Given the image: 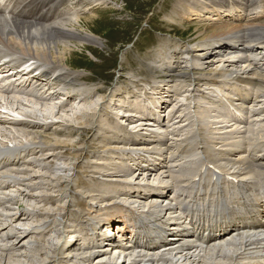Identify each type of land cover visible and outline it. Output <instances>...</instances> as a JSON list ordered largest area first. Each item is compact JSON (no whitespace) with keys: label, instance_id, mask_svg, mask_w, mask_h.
Returning <instances> with one entry per match:
<instances>
[{"label":"rangeland","instance_id":"rangeland-1","mask_svg":"<svg viewBox=\"0 0 264 264\" xmlns=\"http://www.w3.org/2000/svg\"><path fill=\"white\" fill-rule=\"evenodd\" d=\"M224 1L226 0H120L118 2L100 0L103 4H91L90 0H84V7L90 12L79 10L71 13L70 16H76L78 13L79 17H84L89 21L90 28L87 30L80 27L82 22L75 23V27L82 29L84 33L87 31V34H93L97 42L89 43L87 46L95 51V56L91 55L88 49L83 51V49H74L71 46L73 49L68 53H72L69 63L73 67L70 68L66 65L40 60L35 55V50L32 51L33 56L21 52L16 53V59L33 58L35 65L53 70L54 75L57 76L56 84L60 82L58 85L60 91L77 90L81 96L75 97L73 101L66 96V100L63 101L65 98L61 97L63 95L47 91L48 99L53 100L42 102L40 100L47 99L33 95H30L31 97L21 95L17 97L22 100L14 104L10 98H7V95L0 92V148L11 145L14 146L12 147L13 153L26 152L30 149V151L38 152V159L30 157L32 162L27 163L28 165L20 163L9 167L10 171L14 169L13 172H18L13 173L14 178H24L25 185L21 186L23 191L19 194H25L20 195L21 206L5 204V209L1 208L0 212L6 216L17 213V218H25L13 225L19 228L20 235H26V237L16 245L17 239L3 235L4 233L6 235V232L15 233L14 228L10 226L6 230H1L0 253H4V248L9 247L6 248V255L13 252L18 256L21 253L25 256L23 258L15 256L13 260L23 259L28 264H35V262L43 264V261L38 263L39 259L35 257L39 250L42 252V258H51L53 257L51 252L56 251L57 256L45 264H87L88 262L83 258L91 252L86 251L87 254L84 250H75V248L82 246L88 240H82V243L80 241L81 245L76 243L77 246L65 245L67 239H75L74 230L82 227L78 233L84 234V231L89 230V225L95 224L99 219L105 222L111 215L121 216L119 214L124 212V204L127 203H132L133 207L138 208L149 207V203L153 200L152 202L161 204L159 208L156 204L150 208V210H155H151L155 215L156 211L162 207L175 203L173 198L178 195V191L179 194L184 195L192 192L193 184L191 183L195 179L189 180L190 183L180 184V190L178 188L172 191L168 200L158 196L152 199L142 197L146 190L143 188L144 185L157 186L158 182L163 179L166 184H172L174 182L170 174H180L186 169L196 170L197 177L200 176L203 167L201 161L205 159L204 154L220 157V163L224 166L229 165L226 159L240 158L248 161L260 159L256 165L264 166V91L254 82L247 81L243 84V82L224 78L213 81L210 77H201L202 79L198 75L192 77L193 79L190 77L193 73L202 72L209 65L211 66L209 68H215L221 64V57L216 56L214 52L217 51L215 47L223 44L211 45L201 50L196 47L203 40L202 31L211 33L213 28L210 27L215 24L225 23L230 26H240L242 29L253 24L264 23V15L261 13L264 0H259L254 4L248 3L247 0H239L240 7L244 5L241 3H247L244 5L245 9L234 10L233 14L237 12L238 19L227 17V9L224 8L227 2ZM219 2L225 4L219 5ZM181 4L184 7L182 10L178 9L182 13V17H179L178 12L171 7L176 8V5ZM232 4L237 3L234 1ZM231 10L229 11L233 12ZM60 46L63 47L64 43ZM50 48L53 47L50 46ZM55 48L54 50H57L58 46ZM221 49L222 54L226 48ZM232 51L236 54L234 55L235 60L241 62L229 68L234 70H239L241 66L263 68L264 48L258 44L248 45L247 42H239L237 48H233ZM0 53L11 55L6 49H0ZM245 56L247 59L244 58ZM199 63L204 65H199ZM70 69L82 74L79 82L58 78ZM184 69L189 72L188 77L179 75V72ZM2 76L4 79L8 78L7 74L0 73V77ZM149 95L151 96L148 98L149 104L154 109L155 115L152 113L149 119L145 116L141 118L140 107L143 106L137 107V103ZM240 95H245L250 99L244 101ZM25 99L49 104V107L24 102ZM85 110L91 111L95 125L87 130L85 127L77 126L76 115L79 111ZM34 113L37 118L31 116ZM203 115L206 117L207 126L205 127L200 121ZM179 116L183 119L180 120ZM18 120L38 121L37 130L52 134L54 139L67 140L69 144L33 143L31 141L33 135L25 133L23 129H28L27 126L22 123L17 124ZM243 120L246 122H242ZM100 127L105 128L102 130ZM104 137H108L106 141H102ZM111 137L112 139H109ZM124 137L150 140L152 143H135L126 141ZM54 139L52 142L55 141ZM158 140H162L161 143L157 144ZM78 141L81 143L74 145ZM253 149L255 151L251 152ZM51 154L53 155L47 158ZM258 155L260 157H257ZM139 156L147 161L139 160L142 166L149 165L151 161L159 165L154 167L150 165L152 169L144 172L138 169L140 166H135L134 173L129 174L119 172L118 169L121 167L114 170L112 168L123 166L131 157H135L131 161L134 166V161L137 162L136 158ZM164 159L165 167H162L161 162ZM252 169L255 170L253 172L259 180L261 179L260 181L264 183V173L259 172L264 171V168L252 167ZM93 170H101L103 174L110 171L119 173L121 176L110 178L106 176V173L101 175L94 173ZM237 171L238 169L235 170ZM163 172L165 175L162 174ZM35 173L37 176H34ZM236 174L238 173L231 174V178H238L241 181L243 176L236 177ZM94 178L101 183L99 187L105 190L111 187H119L120 190L141 188V193L131 197H116V194H113L110 201L108 197L105 199L101 196L98 186L90 188L85 184V182L94 181ZM112 181L117 184L113 186L110 183ZM224 181L228 182V185L234 183L229 180ZM188 185L189 188H187ZM30 193L34 197L26 196ZM45 194L51 195V199H42L41 196ZM115 203L117 204L113 206ZM31 207H35L36 211L31 210ZM140 209V212L144 211L142 209L147 211V208ZM20 211L24 213L21 217L19 216ZM159 217L157 221L161 223V214ZM86 221L89 224L85 223ZM123 226L124 224L117 220L113 221L111 227H105L117 232ZM129 233L127 237H130ZM85 237L88 238V234ZM227 246L224 247L226 251L230 250L232 245ZM11 248L14 250L10 251ZM62 255L65 258H61ZM109 256L102 259V257L92 255L93 262L90 264H98L100 260L111 261ZM123 259H119V263L123 264ZM179 262L181 263L182 260ZM124 264H130V262Z\"/></svg>","mask_w":264,"mask_h":264},{"label":"bare ground","instance_id":"bare-ground-1","mask_svg":"<svg viewBox=\"0 0 264 264\" xmlns=\"http://www.w3.org/2000/svg\"><path fill=\"white\" fill-rule=\"evenodd\" d=\"M17 1L18 2H17L16 7L14 8V10H11L10 13H3L2 14L0 12V49H6L11 54V55H7L4 53H0V57H1L0 58V69H1L0 72L8 71L7 68L9 67V62L1 61L2 58L6 57V56L10 57L12 55H16V53H19V52H21L25 55H28V56H30V55L33 56L32 51L35 50V52H36L35 55H37V57H39L40 60H46V61L52 62L53 64H57V65L58 64L64 65V66L66 65L67 67H70V68L73 67L72 64L69 63V61L71 60L70 55H72V53H68V52L70 50H72L73 48L74 49H83V51H84V49H86V50L88 49V51L90 52L91 55H94V56L96 55L95 51L92 48H90V46H87V44H89V43H96L97 42V41H95L94 37L92 36L93 34L92 35L90 33L87 34L86 33L87 31L84 33V31L82 29L75 27L76 26L75 23L82 22V24H80V27L86 28V30H87L88 28H90V25H88L89 21L86 20L84 17H79L78 13L76 14V16H72V17L70 16L71 13H73L75 11H79L80 5L84 4V6H85L84 0H17ZM90 1H91L90 2L91 4L92 3L103 4L102 2H100L98 0H90ZM116 1L118 2L120 0H116ZM234 1H236L237 4H232V2H234ZM247 1L250 4H254V3L258 2L259 0H247ZM238 3L240 4L239 0H231V1L228 0L226 5L224 6V8L226 7V9H227L226 10L227 11V17H231V19H233V18L238 19L239 15L237 12L235 14H233L234 10L240 11L238 8L245 9L244 5L247 2L241 3V4H244V5H241V7ZM218 4L222 5L225 3L219 2ZM183 7L184 6L181 4V5H176V8L175 7H171V8H173L174 10H176L178 12L179 17H182V13L180 11H178V9L182 10ZM262 9L263 10H261V13H262V15H264V5L262 6ZM229 10H231L233 12H230ZM247 18H248V16H247ZM90 19H91V17H90ZM191 19H193V18H191ZM84 22H86V23L83 24ZM207 28H209V27H207ZM210 28H213V31L209 34L206 33L205 30L203 29L204 31H202L203 33L201 35V38H203V40L199 44H197L196 47L198 48V50H201V49H205V47H211V45L213 46L215 44H223L220 47H215V48H217L216 49L217 51L214 52L216 56L221 57V60H220L221 64L218 62L220 65H217L215 68H209V67H211L210 65L207 68L203 67L204 70L202 72H199V73H193V75L190 76L191 79H193L196 75H198L200 78L201 77H210V79H213V81H214V79L216 81L217 79H220V78H224V79H228V80H236L237 82H243V84H244V82L248 81V82H254L261 90L264 91V66H263V68H259V67L254 68L253 66L250 68H245V67L241 66V68L239 67L240 68L239 70H234L233 68L232 69L229 68L230 66H235V64L241 62L240 60H235L234 55H236V54H234V53L236 52V49L234 50V53H232L233 48H237V44H239V42H247L248 45H252V44L256 43L259 46H261V48H264V23L257 24V25L253 24L251 26H248L247 28H242V29L240 26H230V25H227L225 23L224 24H218V25L215 24V25L211 26ZM217 38H219V39H217ZM62 43H64L63 47L60 46ZM224 45H226V50H224L225 53L224 54L223 53L218 54L222 50L221 48H224ZM50 46H52L53 48H50ZM57 46H58V48H57L58 51L54 50V49H56L55 47H57ZM59 47H61V48H59ZM228 50L229 51L231 50L232 52H229ZM83 51L81 53H83ZM15 64L17 65V63H15ZM16 65L13 66V69H17L20 67V66H18V65L16 66ZM199 65H204V64L199 63ZM211 65H213V64H211ZM263 65H264V63H263ZM10 69H12V68H10ZM32 72L33 71H30L27 73H21V72L17 71L16 73H18V76H16L17 74L13 75V79H15V80H14V82L10 83V85H14V83H17L18 86L15 89L18 93H23V94H26L29 96L30 95L38 96V97H42L45 99H48L47 91H52V92H56L58 94L64 95L63 92L54 90L53 87H51V86L41 87L42 80H48V83H53L54 85H56V82H51V80H57V76L54 75L53 70H46L44 73H41L40 75H42L43 77H40V78H31L30 73H32ZM28 74L30 76L27 79H23V77L28 76ZM241 74H243V75H241ZM179 75H182L184 77H188L189 72L184 69L182 72H179ZM81 76H82V74L80 72L73 71L70 69L67 72H65L63 75L59 76L58 78L59 79H66V80L69 79V80H72L73 82H79ZM18 78L23 79V81L22 82L19 81ZM42 78H45V79H42ZM16 81H18V82H16ZM22 85L24 87H22ZM31 85H33V89L27 90V88ZM1 88H2L1 90L6 92V93L14 92V90L11 89L10 86L1 85ZM199 89H201V88H199ZM66 95L68 98L72 99L71 94H66ZM12 96L13 97L8 96L7 98H10V100L12 102H14V104L22 100L21 98H19L17 96H14V95H12ZM240 96H241V98L243 97V95H240ZM244 99H247V98L244 97ZM24 102H31L34 104H40L41 106L49 107V104H41V103H38L34 100H29V99H25ZM145 103H146V101H144V104ZM137 105H139V104H137ZM41 106H39V107L41 108ZM90 110H92V108ZM146 111H148V110H146ZM90 112L91 111L87 112L85 110V111H79L77 113V115L75 113V115L77 116V121H78L77 126L78 127H80V128L85 127V129L87 130L88 128H90V126H93V127L95 126L94 122L92 121L93 115ZM54 113L56 114L55 111H54ZM54 113H52V114H54ZM72 113H74V112H72ZM16 114H17V112H16ZM131 115H133V114H131ZM134 115H136V114H134ZM31 116L37 118L35 113L31 114ZM180 116H179V118L182 117V116L181 117ZM46 117H48V116H46ZM182 119L183 118H181L180 120H182ZM200 121H201L202 125H204V127L207 126L205 115L200 117ZM243 122H245V120ZM14 123H17V122H14ZM21 123L24 124L25 126H27L26 128H28V129L24 128L23 131L27 134L33 135L32 139H31V141H33V143L41 142L45 145H50L52 143L57 144V145H65V144L68 145L69 144L67 142V140L54 139L52 137V134H46L43 131L37 130L38 129V127H37L38 121H32V122L30 121L29 122V121L18 120L17 124H21ZM140 124H142V123H140ZM104 128L100 127V129H102V130ZM20 129L22 130V128H20ZM250 132L254 134L253 131L250 130ZM107 138L108 137L102 138V141H106ZM52 139H54L55 141L52 142ZM109 139H112V137ZM23 140H24V138H23ZM241 141L245 142V140H241ZM80 143L81 142L78 141V142L74 143V145H77ZM30 150H29V152H22V153L20 152L18 154L20 156L22 155L23 158L33 157L34 159H38V152L30 151ZM254 151H255L254 149L251 150V152H254ZM0 152H2V151H0ZM19 155H17V156L19 157ZM52 155L53 154L47 156V158H50ZM257 157H260V155H258ZM42 160H44V159H42ZM220 160H221L220 157H217L215 155H213V156L212 155H208V156L206 155L205 159L203 161V165L206 162L207 164L212 165L215 169L217 168L219 170V172H216V174L218 175L217 179H220L223 182H225L224 180H229V179H227L226 176H228V178H229V177H231V174L235 175V173H238V174H236V177L237 176H243V179L241 180L242 186H240V189H241L240 191L244 195L241 194V192L240 193L238 192V195L239 194L242 195V202L239 203L238 205L235 204V202L228 201L227 203H225L224 201H222V202H219L218 208L213 209V214H214L215 218H219V214H220L223 218L226 219V222H227V225H215L214 227L209 229L213 232H217V233L219 232L220 233L219 237L204 238L202 236V234L206 230L202 231L200 229L196 233L194 232V230H191V232H190L189 230H185V228L183 226L184 223H183L179 226H176V227H178V231L172 232V235L170 234L169 236L164 237L165 239L163 238L164 240L162 241V243L160 245H157L156 244L157 238H155L157 234H164V232H166V230L174 231V229H177V228L174 227V228L167 229V223H164L165 221L161 222L162 223L161 226H156V228H155V221H157V218H160L159 214H161L162 219L165 220V218H166L165 215L168 213V211H172L175 207H170V206L168 208L162 207L161 209L156 211V214L154 215V214H152V211H155V210L151 209L152 210L151 211L150 208L154 207L155 204L159 208V206H161V204L158 205L157 203L152 202L153 201L152 200L149 203V207L141 206V208H147L146 209L147 211H145V209H142V210H144L143 212H137L136 211L137 213H141V215H143V216L140 215V217H142V218L139 217L136 220L135 225H134L135 228L140 226V232L138 233V235H137V232L134 235L132 234L134 237L138 236L135 239V241H133V242L127 241L126 244L123 243V245H127V247H124V248L122 247V249H121V247L119 248V247L113 246V248H118V252L120 253V255L117 256L114 254L113 256H109V255L113 254L111 251V247H112V245H115V242H116L115 240H113V242L110 245L109 244L108 245H103V244L101 245V243L98 244L99 241H96L93 243L92 248L91 247L87 248V250H91V251H89L91 253L88 252L90 254L89 256L87 255L84 258L82 257L83 260L87 261L88 262L87 264H90L93 262L91 255L92 254L96 255V253H97L98 254L97 257H102V259H104L105 257L109 256V259H111V261H105V260L101 261L99 258L100 262L98 264H121V263H119V259H121V258L125 259V260L124 259L122 260L123 264L126 262H130V264H165V262H168V264H264V256L262 255L263 250H264V240L261 238V235H264V224H262L264 222V219H263L264 217L260 216V215H256V216L251 217L252 221L249 225H245L244 220H242L244 213L248 214V213L252 212L254 204H252L251 206H250V204L255 202V201L260 200L261 198H263V195H264V185L263 184L264 183L260 181L261 179L259 180V178L256 176V173L253 172L255 170H253L252 167L264 168V166L256 165V162L260 159H252L249 161L247 159H243V158H240L237 160L226 159V161L229 162V165H226V166H224L222 163H220ZM30 162H32V161L30 160L26 163L29 164ZM14 163H16L15 160L12 161L10 158H8L5 161V163L2 166H0V180H3L4 178H6V176H8L7 177L8 179H11L12 173L8 172L5 169L8 168L9 164H14ZM161 163H162V165L165 164V159ZM127 166L128 165L125 164L124 166L119 168L118 171L119 172L121 171L124 173L129 172L128 170L130 169V167L126 168ZM153 166H156V165H153ZM162 167H165V165H163ZM201 167H202V165H201ZM59 168H61V167H59ZM123 168H126V169L123 170ZM139 169L143 172L146 171V168H139ZM148 169H151V168L148 167ZM161 169L162 168H160V170ZM237 169H238V171L235 172V170H237ZM195 171L186 169L185 171L181 172L180 174H174V175L170 174L171 178H173V182H174L172 184H166L164 179L159 181L156 187L154 185L146 184L143 187V188L147 189L145 196L146 197L149 196V198H151V199L157 195H159L158 197L161 196V199L170 198L171 197L170 195H172L171 194L172 191L177 190L178 188L180 190V188H181L180 184H183L185 182L190 183L191 181H189V180H193L197 177L198 172H195ZM93 172L99 173L101 175H105V173H106V176H109L110 178H115V177L121 176L119 173H111L110 171L104 172V174L101 170H98V171L93 170ZM212 172H213V170H212ZM241 172H243V173H241ZM259 172L261 174L264 173V171H259ZM21 173H22V171H21ZM162 174H164V172ZM34 176H37V174L35 173ZM213 177H214V174L211 173L210 177L206 176L205 180L201 179V181L199 183H197V185H202L204 188L209 187L213 181L212 180ZM200 178H202V176ZM32 179L33 178H31V180ZM235 180L240 181L238 178ZM12 181L14 182V186H16L20 181L22 182L21 184H23V182H25L24 178H15V179H12ZM60 181H63V180L60 179ZM231 182H234V181H231ZM110 183L113 186H115L114 184H117V182H115V181H112ZM85 184L90 188H93L94 186L99 187L101 185V183L98 182L97 178H94V181H92L90 183L85 182ZM191 184H193V183H191ZM229 185H230L229 188L231 189L236 184H234V183L230 184L229 183ZM187 188H189V185ZM98 191L100 192V194L103 198H105V199L109 198L108 200H110V198L112 197L113 194H116V197H119V196L131 197L132 195H134L136 193V190H130L127 188H125L124 190H120L119 187H111V188H108L107 190H105L103 187L102 188L99 187ZM5 193H6L5 187L3 185H0V209L3 208V205H5L7 202L9 203L8 196H6ZM245 193L246 194L249 193V196L248 197L245 196ZM163 195H165V196H163ZM180 195L183 198V200H181V201L178 200L177 204L185 205L188 207L190 205H192V206L196 205V203L190 202L189 199L187 198L188 196H193V191L188 193L187 195L186 194L184 195L182 193ZM206 195H208V192ZM26 196L30 197V198L34 197V195L31 193L26 194ZM50 196L51 195L45 194L44 196L42 195L41 198L43 197L42 199L48 200V199H51ZM244 197H245V201L243 202ZM202 199H204V197ZM249 200L251 201L250 204H249ZM221 203L223 205L220 206ZM10 204H15L17 206H20L19 198L16 197L14 203H10ZM116 204L117 203L113 204V206H115ZM233 205H236L238 207L237 208L238 210H234ZM31 210L36 211V208L31 207ZM220 210H221V213H220ZM130 211H132V209L127 208L126 210H124V212H122V214H119V215H121V216L124 215L126 217V216H128V214L132 213V212L130 213ZM235 213H237V216L239 214L240 217L238 216L239 218L236 219L235 221H233V220H231V216ZM23 214L24 213L20 211L19 216L21 217ZM196 215L199 216V213ZM121 216L116 217V215H115V217H114L113 215H111L109 217L108 221L106 220V222L111 224L113 221H116V219L118 217H121ZM200 216L203 219L206 218L205 214H202ZM17 217H18L17 213L16 214H10L8 216H6V214L3 215L2 213H0V231L6 230L7 227H10V226L13 227L15 233L6 232V235H5V233L3 235L8 237V238L17 239L18 241H17L16 245H18L26 237V235H20L19 234V232H20L19 228L17 229V228H15V225H13V223H15V222L17 223L18 220L21 221L22 219H25V218L20 219ZM142 219L146 220L148 223L147 225H145L143 227H141V224L143 225ZM177 219H178L177 217L172 216V217L168 218L167 222H170L171 220L176 221ZM182 219L183 218H179L178 221H181ZM126 221H128L127 217L125 218L124 222H126ZM164 226H166V227L164 228ZM95 229H97V228H95ZM69 233H71V231ZM74 233H75L74 236L76 239H74V240L73 239L72 240L67 239L65 245L71 244L74 246L75 243L77 242V240H79L81 233H78V230H74ZM132 235H131V237H132ZM84 237L85 236L83 235L82 238H84ZM85 238H87V237H85ZM98 238H100V237L96 236V239H98ZM41 242L43 243L44 241H41ZM81 243H82V241H81ZM228 244H230L232 246H231L230 250L226 251L224 247L227 246ZM96 245H98V246H96ZM6 248H4V253H0V264H28L23 259L13 260L14 259L13 257L18 256L16 253L11 252L10 254L6 255L5 254L7 252ZM93 248L97 249L95 251V253H93L94 251H92ZM227 248H228V246H227ZM161 249H163L164 251L161 252L162 251ZM13 250H14V248L10 249V251H13ZM77 250H79V249H77ZM85 252L86 251H84V253ZM156 252L158 254H156ZM51 253L53 254V257L57 256V255H55L56 251H52ZM18 254H20V253H18ZM41 256H42V252L39 250V252L35 255V257L39 259L38 263H39V261H43V264H45V263L51 262L54 259L53 257L42 258ZM18 257L23 258L25 256L23 253H21ZM39 257H41V258H39ZM67 257H69V256L67 255ZM72 257H70V258L72 259ZM227 257H229V258L227 259ZM61 258H65V256L62 255ZM168 258H169V260H167ZM77 259H79V258H77ZM68 260H69V258H68ZM68 260H66V261L68 262ZM180 260H182L181 263L179 262ZM35 264H36V262H35Z\"/></svg>","mask_w":264,"mask_h":264}]
</instances>
